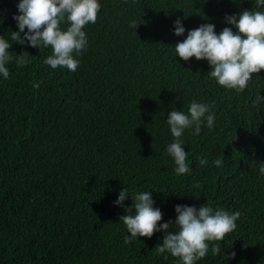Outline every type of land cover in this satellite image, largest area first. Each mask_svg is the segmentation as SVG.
<instances>
[{
    "label": "trees",
    "instance_id": "obj_1",
    "mask_svg": "<svg viewBox=\"0 0 264 264\" xmlns=\"http://www.w3.org/2000/svg\"><path fill=\"white\" fill-rule=\"evenodd\" d=\"M99 2L71 72L44 63L50 48L11 39L19 0H0V36L14 57L9 78L0 75V264H181L155 253L163 231L124 242L130 233L120 217L131 194L144 191L163 212L161 224L175 221L178 204L241 213L236 229L215 242L221 254L210 243L196 264H264V102L251 104L264 96V70L237 93L209 76L207 60L184 61L174 48L201 24L238 31L226 15L256 8L255 0ZM177 18L183 36L174 34ZM24 52L30 62L20 67ZM192 101L212 105L214 126L185 130L191 171L177 175L167 116L187 113ZM125 187L121 207L114 201Z\"/></svg>",
    "mask_w": 264,
    "mask_h": 264
},
{
    "label": "clouds",
    "instance_id": "obj_2",
    "mask_svg": "<svg viewBox=\"0 0 264 264\" xmlns=\"http://www.w3.org/2000/svg\"><path fill=\"white\" fill-rule=\"evenodd\" d=\"M242 4L243 0H239ZM256 8L243 10L241 13L226 15L227 24L219 34L212 23L201 24L199 27L187 30L184 40L174 45L176 56L184 61L195 57L197 60H207L211 66L208 73L211 78L227 89L243 92L252 80L253 74L264 70V0H255ZM101 10L99 0H19L18 14L14 15L19 31H12L11 39L20 44L26 42L31 47L51 49L44 63L53 69L66 68L75 72L79 67L81 55L88 46L85 27L97 21ZM62 24H67L66 29ZM137 28L135 21L131 24ZM174 34L183 36L185 27L182 19L174 22ZM27 29V31H25ZM21 33L24 35L21 36ZM12 43L0 36V75L9 78V68L6 66L14 57L10 55ZM23 54L16 58L18 66L23 67L30 61ZM34 87H39L34 83ZM264 102V96L257 94L251 104L259 108ZM212 105L192 101L188 112L173 109L167 116V124L173 136V142L167 146V153L174 159L175 173L184 175L191 171L187 164V152L183 146L182 136L186 129L194 127L199 135L201 126L206 121L209 128L214 126L215 114L210 112ZM208 161L199 158V164ZM222 167L223 162L216 159L213 162ZM259 173L264 176V162H261ZM129 191L125 187L119 193L114 204L124 207ZM134 203L126 208L125 215L120 217L130 235L125 237V243H132L139 237L151 238L156 232L163 231L165 236L162 243L154 249L156 254L165 252L179 258L181 264H196L209 252L214 256L221 254V247L217 241H224L227 234L233 232L236 221L241 213H229L223 209H213L205 204L197 209L195 206L176 205L177 217L175 221L163 224V212L154 207L155 201L151 191L131 194ZM133 209L135 210L133 212ZM175 225L176 230H170ZM235 256V252L232 253ZM167 259V256H165Z\"/></svg>",
    "mask_w": 264,
    "mask_h": 264
}]
</instances>
